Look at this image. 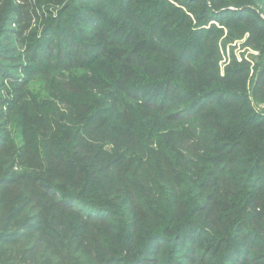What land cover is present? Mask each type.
I'll list each match as a JSON object with an SVG mask.
<instances>
[{
	"label": "trees",
	"instance_id": "obj_1",
	"mask_svg": "<svg viewBox=\"0 0 264 264\" xmlns=\"http://www.w3.org/2000/svg\"><path fill=\"white\" fill-rule=\"evenodd\" d=\"M260 4L0 0V264H264Z\"/></svg>",
	"mask_w": 264,
	"mask_h": 264
},
{
	"label": "rangeland",
	"instance_id": "obj_2",
	"mask_svg": "<svg viewBox=\"0 0 264 264\" xmlns=\"http://www.w3.org/2000/svg\"><path fill=\"white\" fill-rule=\"evenodd\" d=\"M233 0H229V2H231ZM213 4V3H212ZM259 8L262 12V16L264 17V4H260ZM244 40H239V41H235L233 43V47H235L234 49V53L236 54L237 57H241V53H243L245 51L244 48H242V44H243ZM17 47V46H14ZM232 46H227V51L223 50L222 52V59L220 61V68H221V73L223 74L225 72V68L227 67V65L230 63L231 61V48ZM241 60V59H239ZM253 75V72H251L250 77ZM32 89L36 92H38L40 95L42 96H49V93L52 94V92L49 90L48 88V84H46L44 81H36V83H33V85L31 86ZM52 97V96H50ZM256 103L258 104V107H262L264 108V101L262 100H258L256 101Z\"/></svg>",
	"mask_w": 264,
	"mask_h": 264
}]
</instances>
